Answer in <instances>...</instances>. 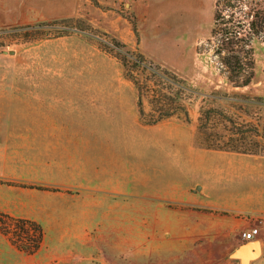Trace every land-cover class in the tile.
<instances>
[{"label":"rangeland","instance_id":"obj_1","mask_svg":"<svg viewBox=\"0 0 264 264\" xmlns=\"http://www.w3.org/2000/svg\"><path fill=\"white\" fill-rule=\"evenodd\" d=\"M20 6L49 12L0 27V264H239L232 240L264 239V0ZM157 66L186 114L147 124L181 99Z\"/></svg>","mask_w":264,"mask_h":264},{"label":"trees","instance_id":"obj_2","mask_svg":"<svg viewBox=\"0 0 264 264\" xmlns=\"http://www.w3.org/2000/svg\"><path fill=\"white\" fill-rule=\"evenodd\" d=\"M135 60H136L135 64L138 65L140 62V59H135ZM143 70L145 72H148L150 76V78L148 79L152 80L153 78L156 84L162 87V89H160L161 91L166 92V94L168 95L173 94L174 95L173 99L175 100L176 99L179 100L181 98L179 96L182 93V90H180L182 89L180 84L183 83V80L178 78L175 74L170 73L166 69H161L158 66L155 68V71L151 68H145V67L143 68ZM130 77L134 79L133 75H130ZM134 84L136 85V90L139 95L138 108H139L140 120L144 122L143 115H142V109H141V98L143 97L142 96L143 93H141V87L139 86V83L137 82V80L134 82ZM173 88H176V91H174ZM164 98L166 99L165 102L157 101L158 102L157 107H156L157 116L151 122H147V124H150V123L153 124L157 122L158 120L164 117L171 116L177 112L186 114L185 105L183 104V102H181L182 98L180 99L179 102H176V103H172V99H170L169 96H164ZM214 116H219L220 118H224L222 116V112L216 109H204L203 111H201V115L198 119V125H197L198 135L201 136L206 133L208 127H210L211 125V118H213ZM244 133H245L244 131H238V129H236L230 132V135L239 137L240 135L243 136ZM233 140L236 142L237 138ZM214 149H222V148H220L218 145H214ZM230 150L235 151V147L230 148ZM30 226L31 225H29L28 222H26L23 219L16 220L14 223V228L19 229V232L22 233L20 234V238H21L20 245L16 244V247L20 250H24V251L29 250V249L23 248V245L27 244L24 238L28 233H30L31 231ZM37 242L38 241L36 240V243Z\"/></svg>","mask_w":264,"mask_h":264},{"label":"crops","instance_id":"obj_3","mask_svg":"<svg viewBox=\"0 0 264 264\" xmlns=\"http://www.w3.org/2000/svg\"><path fill=\"white\" fill-rule=\"evenodd\" d=\"M2 1H5V0H2ZM8 1L9 0H7V2H6L7 3L6 6H4V5H1L0 6V27H2L4 25L14 24V22H17V21L18 22L26 23V22H29L32 19L45 18L46 15L49 12V11L44 10L43 13H45V15L41 16L42 14L39 13V12L36 15H34V13H32V12L35 9L31 10L32 7H30L31 9H29V10L27 9L25 12L22 13V15L17 16L16 15V12H17L16 10H19V7H22L20 5L23 4V2H25V3H27V2L31 3L32 0H15V5H11L12 7H9L8 6L9 5ZM39 1H42V3H46L48 0H44V2H43V0H39ZM248 228H246V229H248ZM246 229L242 230V232L245 231ZM195 230L196 229H194V230L191 229V232H194L198 236V233H196V232H198V230L197 231H195ZM191 232H190V235H195V234H193ZM185 235H187V234H185ZM260 241H264V239L262 240V238H261ZM232 243L234 244L235 247L238 246L237 239L232 240ZM235 262L238 263V261H235Z\"/></svg>","mask_w":264,"mask_h":264},{"label":"water","instance_id":"obj_4","mask_svg":"<svg viewBox=\"0 0 264 264\" xmlns=\"http://www.w3.org/2000/svg\"><path fill=\"white\" fill-rule=\"evenodd\" d=\"M262 252L261 242L258 239L239 244L229 253V258L238 261L239 264H250L260 257Z\"/></svg>","mask_w":264,"mask_h":264},{"label":"built area","instance_id":"obj_5","mask_svg":"<svg viewBox=\"0 0 264 264\" xmlns=\"http://www.w3.org/2000/svg\"><path fill=\"white\" fill-rule=\"evenodd\" d=\"M260 234V229L257 226H251L245 231L241 232L242 241H252L256 239Z\"/></svg>","mask_w":264,"mask_h":264}]
</instances>
